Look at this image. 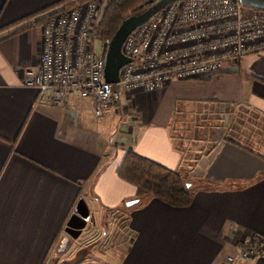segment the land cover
<instances>
[{
  "label": "crops",
  "instance_id": "obj_1",
  "mask_svg": "<svg viewBox=\"0 0 264 264\" xmlns=\"http://www.w3.org/2000/svg\"><path fill=\"white\" fill-rule=\"evenodd\" d=\"M58 1L0 0V264H43L65 238V252L86 262L99 254L93 246L103 234L92 232L99 226L109 229L105 264H233L226 257L246 239H264V144L252 136L254 125H264V50L227 60L201 80L122 93L112 108L120 128L108 138L92 99L39 105L21 85L41 46L42 13L27 16ZM182 111L205 121L211 115L207 135L198 126L179 134L172 119ZM126 150L177 172L190 202L172 207L139 197L115 174ZM75 217L91 224L72 239L64 228Z\"/></svg>",
  "mask_w": 264,
  "mask_h": 264
},
{
  "label": "built area",
  "instance_id": "obj_2",
  "mask_svg": "<svg viewBox=\"0 0 264 264\" xmlns=\"http://www.w3.org/2000/svg\"><path fill=\"white\" fill-rule=\"evenodd\" d=\"M102 6L103 0H72L36 19L38 66L21 73V85L34 91L36 104L63 107L70 98H90L99 117L122 93L152 92L172 80H201L227 60L264 50V10L238 0H176L127 34L120 51L128 62L112 85L103 77L105 44L99 51L92 47ZM225 260L264 264V239H246L237 255Z\"/></svg>",
  "mask_w": 264,
  "mask_h": 264
},
{
  "label": "trees",
  "instance_id": "obj_3",
  "mask_svg": "<svg viewBox=\"0 0 264 264\" xmlns=\"http://www.w3.org/2000/svg\"><path fill=\"white\" fill-rule=\"evenodd\" d=\"M70 1L72 0H60L54 5L45 7L27 17L43 13L58 5H65ZM153 1L103 0L101 12L93 28L96 39L105 44L124 17L140 11ZM13 24L15 23L8 26ZM17 30L19 29L8 34ZM115 174L119 179L132 185L139 197L150 196L172 207H183L190 202L191 194L177 172L138 155L132 150L125 151L115 168Z\"/></svg>",
  "mask_w": 264,
  "mask_h": 264
},
{
  "label": "water",
  "instance_id": "obj_4",
  "mask_svg": "<svg viewBox=\"0 0 264 264\" xmlns=\"http://www.w3.org/2000/svg\"><path fill=\"white\" fill-rule=\"evenodd\" d=\"M174 1L176 0H154L140 11L130 14L120 21L117 28L106 41L103 51V77L106 82L112 85L117 84L119 81L118 70L122 65L128 62V58L120 51L121 44L127 34ZM238 2L246 7L264 10V0H238ZM134 202L135 201H129L126 205L133 204ZM75 219L79 220L80 218L75 217ZM84 226V220H81L79 224H73L70 219L64 228V232L67 237L74 239L79 236ZM66 241L67 238L64 239L59 251L64 249Z\"/></svg>",
  "mask_w": 264,
  "mask_h": 264
},
{
  "label": "rangeland",
  "instance_id": "obj_5",
  "mask_svg": "<svg viewBox=\"0 0 264 264\" xmlns=\"http://www.w3.org/2000/svg\"><path fill=\"white\" fill-rule=\"evenodd\" d=\"M92 47L94 50H101L102 49V43L99 41V40H94L92 41ZM116 89L121 91L120 88L118 87V85H115ZM122 93V92H120ZM121 97V96H120ZM212 109H208L207 111L204 110L205 112V115H206V112L209 111V113L212 115V113H215V112H222L224 111V108L223 107H217L216 109L214 108V111H211ZM233 112V111H232ZM92 112H89V110L87 111V114L88 115H92L91 114ZM182 116L181 119L180 118H177V120H175L174 118L172 119L176 124V127H177V130H178V133H182L183 135L185 134L184 133V130L187 128V127H191L193 128L194 126H198L199 128L200 127H204L203 130L201 131H205V135H207L206 133V130H205V127L207 128L208 125H212V116L210 115L209 118H207V121L205 120H201L202 118L200 117H187L188 113H186L185 111H182ZM92 117H94L92 115ZM95 120L97 121L98 123V127L100 129H104V134L106 137L108 138H112L116 135L117 131L119 130L120 128V122H121V116H119L118 114H114V111L112 108H109L106 112V114L100 116V117H94ZM209 125V126H210ZM258 126V127H257ZM181 127V128H180ZM258 129L257 133L254 132V134H252L253 138L255 140H259L262 144H264V125H260L258 123V125H254L253 127V131H256V129ZM183 131V132H182ZM196 135V134H195ZM200 135V134H199ZM210 136H213V135H217V132L216 134H209ZM198 136V134H197ZM208 140V138H207ZM188 143L185 144V146H187ZM184 146V147H185ZM258 147V146H256ZM259 148V147H258ZM189 149V148H188ZM115 216V215H114ZM115 223L114 225L112 226V232H116V230L118 229L117 227H115ZM88 226H85L83 228V230L85 228H87ZM114 227V228H113ZM99 230H96L95 227H92V232L96 235L98 234V236L100 237L101 234H103V236H101L98 240L94 241V249H93V252L95 253H99L98 255H95L94 257L91 256L90 260L86 261V262H83V263H80V264H105L104 263V260L105 257H103L102 255H105V256H109V253H110V247L106 246V241L109 240V239H105L104 241L102 240V238L104 237V235H107L108 232H109V229L106 230L104 227L102 226H99L98 227ZM119 230V229H118ZM68 246L65 247L64 250L62 251H59V254L54 256L53 258H51L49 261H46L44 262L43 264H77L76 263V260L75 258L71 256V252H65V250H67ZM51 261V262H50ZM79 264V263H78ZM109 264V263H108ZM113 264V263H112Z\"/></svg>",
  "mask_w": 264,
  "mask_h": 264
},
{
  "label": "flooded vegetation",
  "instance_id": "obj_6",
  "mask_svg": "<svg viewBox=\"0 0 264 264\" xmlns=\"http://www.w3.org/2000/svg\"><path fill=\"white\" fill-rule=\"evenodd\" d=\"M83 220L85 221V226H89L91 224V219H88V220L83 219ZM71 222L73 224H79L81 222V219H79V220L78 219H71Z\"/></svg>",
  "mask_w": 264,
  "mask_h": 264
}]
</instances>
